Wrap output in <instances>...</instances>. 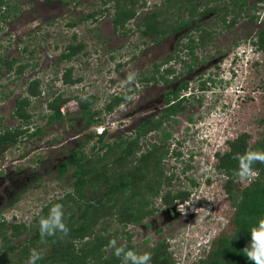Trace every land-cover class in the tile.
<instances>
[{
    "label": "rangeland",
    "instance_id": "374dc122",
    "mask_svg": "<svg viewBox=\"0 0 264 264\" xmlns=\"http://www.w3.org/2000/svg\"><path fill=\"white\" fill-rule=\"evenodd\" d=\"M196 1L220 3L221 8L228 5L232 13L226 22L213 12L199 16L191 25L155 40L153 34L143 33L139 23L145 16L165 10L167 0H139L136 15L120 28L114 25L112 1L5 0L0 6V131L20 127L32 134L38 127L42 130L31 136L25 134L18 143L0 151V179L4 178L0 184V221L32 225L43 206L72 190L73 166L57 176L56 166L62 157L73 148H81L87 156L103 155L104 149L98 148L103 144L98 139L101 128H107L106 142L134 137L147 117L144 113L159 115L169 88L189 80L184 93L194 95V99L189 97L193 103L163 129L172 134L162 164L173 180L161 186L159 195L148 197L154 214L139 224H118L121 229L116 235L118 244H130L137 252L150 255L151 248L163 241L174 264L211 262L219 240L235 235V210L224 189L227 178L212 167L200 170L201 155L205 152L207 163L215 167V151H227L228 142L245 132L251 134L250 143H254L264 131V49L258 43L264 1L247 0L245 10H250L252 17L258 16L255 22L245 12L237 15L239 5L234 6L232 0ZM187 13H175L174 19L188 18ZM235 18V24L229 27ZM203 28L212 32V40L206 47H196L198 65L188 74L185 64L193 59L186 47L192 40L198 42ZM77 42L84 45L83 50L70 60L62 59L67 45ZM170 53L180 56L162 65L158 75L171 65L180 74L179 79L173 83L147 81L156 64ZM21 68L24 71L19 73ZM69 68L73 79L80 78L76 84L63 81ZM129 73L135 74L132 82L127 80ZM36 78L42 92L30 98L28 111L32 116L27 124L14 111L17 99L28 95L27 86ZM202 83L208 87L205 91L199 90ZM58 94L70 98L62 108L64 119L50 123L48 101ZM119 94L125 95V100L106 111V104ZM90 95L97 98L93 108L101 110V122L88 126L79 111V100ZM91 132L96 134L92 138ZM161 138V130L148 132L141 138L142 150L150 143L161 142ZM112 160L107 158L109 163ZM250 182L235 178L234 183L243 188ZM168 190L173 194L179 190L191 192L182 203L177 201V209L183 210L180 217L177 209L173 211L175 202L167 205L162 200ZM32 236V232L23 233L9 243L19 246ZM83 241L76 244L80 247ZM7 244L0 234V253ZM36 248L42 255L50 251V246ZM27 260L12 264H27Z\"/></svg>",
    "mask_w": 264,
    "mask_h": 264
},
{
    "label": "trees",
    "instance_id": "16d2710c",
    "mask_svg": "<svg viewBox=\"0 0 264 264\" xmlns=\"http://www.w3.org/2000/svg\"><path fill=\"white\" fill-rule=\"evenodd\" d=\"M114 2V25L116 28L124 26L126 21L136 15L135 5L139 0H104ZM264 1V0H261ZM234 6L239 5V13L245 12L252 22L258 20V16L252 17L250 10H245L247 0L231 1ZM5 4V0H0V5ZM203 6V9L200 10ZM220 3L210 5V2L196 0H167V8L165 10L156 11L145 16L139 23V27L143 28L145 35L153 34L154 39L169 35L170 33L179 31L181 28L187 27L194 22L197 17L204 16L208 13H214L219 18H224L232 13L229 6L220 7ZM176 7V8H175ZM171 9H178L176 15L181 16L183 10H187L188 18L184 17L180 21L174 19L175 13ZM162 17V18H161ZM234 21L229 23V27L235 24ZM263 26L259 32V48L264 49V18L261 20ZM197 29L200 28L198 24ZM209 30L202 29L199 40L196 43L187 44L188 53L192 56L193 62L185 64L187 72L190 74L196 71L198 65V57L195 55L196 47H206L212 40ZM76 39V36H74ZM84 45L82 43H70L66 47V51L62 54V59L70 60L72 57L82 51ZM178 53H170L160 63L156 64L151 76L147 77V81H163L164 83H173L177 81L180 74H176L173 66H169L158 75L162 65L179 58ZM72 68H69L63 75L65 83L74 84L80 81V78H72ZM171 75V78L169 77ZM173 75V77H172ZM211 80V78H209ZM206 82L208 80H205ZM205 82V83H206ZM40 79L33 80L27 88V96L17 99V106L14 115L25 121L27 124L31 118L28 108L31 105L30 98L41 94L39 89ZM189 80H184L175 88H169L165 94V108L159 115L150 116L146 121H142L136 130L134 137L124 139L122 141L106 142L104 134H98L99 141L104 149V154L87 156L83 150L74 149L68 159L59 164L58 174L60 177L68 172L70 165L74 167L71 174L73 179L72 190L63 197L56 198L42 207L41 211L35 216L33 224L27 226L17 224L15 222L8 223L5 220L0 221V234L3 235L6 246H3V252L0 253V264H12L14 261L22 262L29 257V250L41 246L42 248L50 246V251L42 255V259L37 264H121L114 254L113 250L106 249L109 241L113 238L117 240V233L120 227H126L129 223L139 224L145 217L154 214V210L150 209L151 202L148 197L159 195L162 185L171 184L173 176H167L165 173L162 160L167 156L169 150L166 148L168 140L172 137L171 131H166L164 125L170 120L176 121V116L184 111L193 103L194 95L187 96L184 92L189 88ZM205 83L200 85L199 90L205 91L208 87ZM63 94H58L48 101L50 114L49 122L64 119L62 112L63 105L69 100ZM97 98L90 95L87 98L80 99L81 116L86 118L87 125L101 122L96 118L101 110L94 109L93 104ZM125 100V95H115L106 104L105 110L111 111ZM200 101V99L198 100ZM264 127V118L261 119ZM42 128L38 127L36 131L30 135L36 134ZM153 130H161L162 138L159 143H150L143 151L141 138L148 132ZM28 130L20 127L6 130L0 133V146L6 143L13 144L18 141V136ZM96 134L92 133L90 138ZM250 133H242L236 139L228 142V150L217 153L218 164L216 169L226 178L224 189L228 194L234 207L233 222L236 227L235 235L229 238H221L218 248L213 252L211 262L209 264H251L247 257L243 254L242 249L248 245L250 240L249 227L255 223L260 215H264V163L257 162L253 165L257 175L251 182L243 188L235 185V176L233 171L237 168V161L233 159L234 154L243 153L246 150L264 151V131L254 143H250ZM111 163L107 158H112ZM130 164V165H129ZM193 183H195L193 181ZM188 190H179L172 193L168 190L162 197L167 205L173 204L175 201L179 203L185 201L189 195ZM54 203H60L64 210V220L69 227V234L60 239L57 237H48L45 241H41L38 220L40 215H47L49 208ZM118 214V216H115ZM115 224H112V221ZM115 226L114 230L110 228ZM7 231V233L5 232ZM32 232L33 236L29 240H25L21 245L9 243L11 239L19 238L23 233ZM9 234V236H8ZM128 239L131 240L132 234L128 233ZM86 239V240H85ZM77 240H84L79 247ZM128 248L134 249V246L127 244ZM19 248L16 257L14 253ZM17 258L18 260H15ZM151 264H174L173 258L168 251L165 242H159L151 248Z\"/></svg>",
    "mask_w": 264,
    "mask_h": 264
},
{
    "label": "clouds",
    "instance_id": "9594fccd",
    "mask_svg": "<svg viewBox=\"0 0 264 264\" xmlns=\"http://www.w3.org/2000/svg\"><path fill=\"white\" fill-rule=\"evenodd\" d=\"M134 79L135 74L129 73L127 77L128 82H132ZM104 130L105 128L99 133H103ZM217 153L218 152L215 151V155H212L213 158H216ZM201 157H205V162L207 163V154L205 152H203V156ZM233 159L237 161V168L233 171V175L238 178L240 182H250L257 175L253 165L257 162L264 163V151L249 149L243 153L234 154ZM209 167L216 169V166L214 167L208 164L203 171L205 172ZM38 225L42 242L48 237L58 236L60 239H63L70 231L68 225L65 223L64 210L60 203L52 204L47 215H40ZM249 233L250 240L248 245L242 249L243 254L251 264H264V215L257 217L255 223L249 227ZM106 249L113 250V254L120 259L121 264H150L151 261L150 253H140L134 249L128 248L126 245L118 244L115 238L109 241L108 245H106ZM42 258L41 251L37 248H32L29 250L27 264H37Z\"/></svg>",
    "mask_w": 264,
    "mask_h": 264
},
{
    "label": "flooded vegetation",
    "instance_id": "af4514ba",
    "mask_svg": "<svg viewBox=\"0 0 264 264\" xmlns=\"http://www.w3.org/2000/svg\"><path fill=\"white\" fill-rule=\"evenodd\" d=\"M44 1H46V2H49V3H51V2H54V1H57V0H44ZM59 1H63V0H59ZM114 5V4H113ZM0 6H4V4L3 5H0ZM24 71V68H21V70H20V72L19 73H22ZM36 79H39V78H36ZM33 80H35V79H32L30 82H29V84L33 81ZM29 84H28V86H29ZM74 84H76V83H74ZM28 86H27V88H28ZM166 98V97H165ZM165 98H164V101H165ZM165 108V107H164ZM164 108H162V110L159 112V113H161L162 111H163V109ZM94 109H96V108H94ZM81 110V108H80V104H79V111ZM100 110V109H99ZM15 112V111H14ZM62 112H63V110H62ZM64 113V112H63ZM101 114V113H100ZM99 114V115H100ZM147 117H145V121L150 117V116H153V113L152 112H147V113H144ZM65 115V114H64ZM99 115H97L96 116V118L98 119V117H99ZM157 116V115H156ZM17 117V116H16ZM99 120V119H98ZM25 122V121H24ZM52 123V122H51ZM22 129V128H21ZM105 129H107V128H105ZM7 130V129H6ZM6 130H4V131H6ZM24 130V129H23ZM3 131V132H4ZM28 132H29V130H28ZM0 133H2L1 131H0ZM33 133V132H32ZM92 134V132L89 134V137H90V135ZM99 134H101V133H99ZM102 134H104V133H102ZM25 135V132H23L22 134H20L19 136H18V141H19V139H21V136H24ZM27 135H30V133H28ZM31 136V135H30ZM100 137L98 136V139H99ZM18 141L16 142V143H18ZM13 144H15V143H13ZM9 145H12V144H9V143H6V144H4V145H1L0 146V151L1 150H4L7 146H9ZM74 149H80V148H73V150ZM72 149L68 152V154L66 155V156H64V157H62L61 159H60V163H62V162H64L65 160H67L68 158V155L73 151ZM201 156H203V155H201ZM198 159H199V155H197L196 156ZM59 163V164H60ZM208 164L205 162V157H201V168H200V170H203V169H205V166H207ZM70 166H72V165H70ZM56 168H57V170H58V168H59V165H57L56 166ZM58 172L59 171H57V174H58ZM69 179H71V178H69ZM4 183V178H1L0 179V184H3ZM177 201H175V203H176ZM179 212V216L178 217H180L181 215H182V213H183V210L182 209H180V208H178L177 209Z\"/></svg>",
    "mask_w": 264,
    "mask_h": 264
},
{
    "label": "water",
    "instance_id": "95a60500",
    "mask_svg": "<svg viewBox=\"0 0 264 264\" xmlns=\"http://www.w3.org/2000/svg\"><path fill=\"white\" fill-rule=\"evenodd\" d=\"M176 209H177V204H175V205H174V207H173V211H175V212H176ZM168 212L170 213L171 211H170V210H168ZM177 214H178V212H177Z\"/></svg>",
    "mask_w": 264,
    "mask_h": 264
},
{
    "label": "built area",
    "instance_id": "2783aa9c",
    "mask_svg": "<svg viewBox=\"0 0 264 264\" xmlns=\"http://www.w3.org/2000/svg\"><path fill=\"white\" fill-rule=\"evenodd\" d=\"M63 110V109H62ZM103 129L101 128L99 131L101 132Z\"/></svg>",
    "mask_w": 264,
    "mask_h": 264
}]
</instances>
